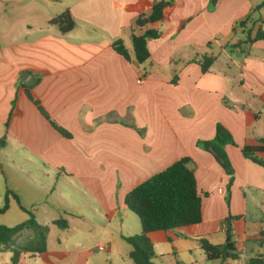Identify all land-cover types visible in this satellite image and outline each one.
<instances>
[{
	"label": "crops",
	"instance_id": "0c3cea01",
	"mask_svg": "<svg viewBox=\"0 0 264 264\" xmlns=\"http://www.w3.org/2000/svg\"><path fill=\"white\" fill-rule=\"evenodd\" d=\"M152 1L0 0V167L24 156L44 176L58 172L89 197L86 209L67 203L58 215L44 209L47 186L41 198L26 203L10 198L0 225L14 226L7 214L21 204L49 231L44 252L13 262L12 253L2 251L0 264L132 263L124 237L141 229L129 220L124 197L183 157L191 159L202 220L191 229L148 233L154 254L159 248L161 256H182L189 264H197L194 253L213 264L246 263L247 241L256 243L264 224V166L240 151L264 145V40L245 43L248 32L264 30L262 0H217L213 6L210 0H172L163 22L142 28L160 34L147 41L149 58L138 64L132 25ZM65 10L75 26L61 33L49 20ZM117 39L130 61L112 49ZM203 57L212 59L206 72ZM20 76L34 83L27 87ZM27 92L70 138L52 127ZM216 123L235 143L224 147L233 168L230 185V176L199 146L214 137ZM255 157L264 161V151ZM27 217L22 211L17 222ZM58 219L67 227L52 224ZM226 224L238 258L208 260L199 240L224 243Z\"/></svg>",
	"mask_w": 264,
	"mask_h": 264
},
{
	"label": "trees",
	"instance_id": "16d2710c",
	"mask_svg": "<svg viewBox=\"0 0 264 264\" xmlns=\"http://www.w3.org/2000/svg\"><path fill=\"white\" fill-rule=\"evenodd\" d=\"M216 1L210 0V6H213ZM172 5V0H153L149 11L140 13L134 19L131 45L136 63L141 64L149 58L150 53L147 41L159 37L160 34L155 28H146L143 31L142 28L148 24L156 25L163 22ZM258 7H264V0ZM49 23L56 26L61 33H66L75 26V22L68 10L50 19ZM257 40H264V30L258 29L253 35L248 32L245 43L251 44ZM111 47L126 61H130V55L120 39L113 41ZM211 63L212 59L210 57H203L199 61L201 71H208ZM175 79L176 76L171 80V83H175ZM23 88L27 89L25 86ZM27 96L58 133L65 138L71 137L70 133L47 117L28 92ZM14 110L15 105L12 106L9 112L5 126L9 125ZM261 142L263 143L264 139ZM227 144L235 145L230 132L222 124L216 123L214 137L211 140L200 142L199 146L208 151L224 172L230 176L228 183L230 185L233 179V168L224 150ZM240 151L245 158L264 166V161L255 157L257 152L264 151V145H243ZM190 164L191 159L189 157L176 160L167 168L135 186L125 195L124 205L138 217L141 229L138 235L124 237V240L131 248L128 257L133 264H152L151 259L154 253L152 244L147 236L148 233L154 231L165 232L179 228L191 229L201 222V197L198 193L194 171ZM9 195H13V198L18 202V198L11 191L6 190L4 204L0 208V212L7 210ZM18 205L28 215L27 219L14 226L0 225V252L9 250L12 253L11 260L13 262L24 253L44 252L49 231L48 225L38 224L31 211L25 209L21 204ZM52 224L60 228L67 227L65 219L54 220ZM227 224L224 243L214 245L206 239L199 240L200 247L208 260L238 258L235 242L232 240V230ZM263 234L264 232L261 231L260 236Z\"/></svg>",
	"mask_w": 264,
	"mask_h": 264
},
{
	"label": "rangeland",
	"instance_id": "374dc122",
	"mask_svg": "<svg viewBox=\"0 0 264 264\" xmlns=\"http://www.w3.org/2000/svg\"><path fill=\"white\" fill-rule=\"evenodd\" d=\"M47 174L48 176H44L37 165L28 164L24 156L16 154L14 165L10 164L7 167H0V198H4L5 191L9 190L17 198L21 199V203H26L30 198H41L43 193L42 188L47 186L46 195L42 196V198H45L44 209L48 213L58 215L61 213L60 207L67 206V203L75 208L86 209L87 203L84 198L89 197L82 195L76 188H73L70 183L64 181L60 173L47 172ZM9 198H13V195H9ZM3 204L4 201H2V206ZM20 212H22L21 209L14 205L7 214L6 223L10 225L18 223V218L16 217ZM255 213L259 212L256 211ZM128 214L129 220H133V224H139L138 217L134 213L129 212ZM250 216H252V213H250ZM228 218L229 217L226 219ZM249 229H251V226ZM260 230L264 232V224L261 225ZM124 246L127 250L129 249L127 244ZM246 248V263H243V261L226 260L225 264H238L237 262H240V264H264V234L259 237L256 243L248 240ZM249 249L251 252H249ZM156 251L157 255L154 254V257L151 259L152 264H189L182 256L174 257L172 254L161 256L158 253L163 250L157 248ZM193 260H195L197 264H213L210 263V261L208 262L205 257H203V254L200 257L197 253H194ZM128 264L132 263L129 262Z\"/></svg>",
	"mask_w": 264,
	"mask_h": 264
},
{
	"label": "water",
	"instance_id": "95a60500",
	"mask_svg": "<svg viewBox=\"0 0 264 264\" xmlns=\"http://www.w3.org/2000/svg\"><path fill=\"white\" fill-rule=\"evenodd\" d=\"M26 74L32 76L30 73H26ZM20 81L22 82L23 85L29 87L34 83V78L32 77V81H26L23 76H20Z\"/></svg>",
	"mask_w": 264,
	"mask_h": 264
},
{
	"label": "built area",
	"instance_id": "2783aa9c",
	"mask_svg": "<svg viewBox=\"0 0 264 264\" xmlns=\"http://www.w3.org/2000/svg\"><path fill=\"white\" fill-rule=\"evenodd\" d=\"M98 249L102 251V250H104V247L102 245H99Z\"/></svg>",
	"mask_w": 264,
	"mask_h": 264
}]
</instances>
